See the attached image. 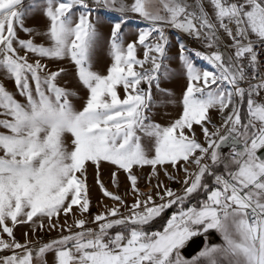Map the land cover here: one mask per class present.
Returning <instances> with one entry per match:
<instances>
[{
    "label": "snow or ice",
    "instance_id": "snow-or-ice-1",
    "mask_svg": "<svg viewBox=\"0 0 264 264\" xmlns=\"http://www.w3.org/2000/svg\"><path fill=\"white\" fill-rule=\"evenodd\" d=\"M92 4L96 7L89 0H0V73L14 82L22 98L0 83V252L11 253L0 256V264H264V0ZM101 7L119 14L111 26L106 74L93 70L99 37L91 17ZM37 11L46 20L41 32L24 23ZM129 14L146 26L125 45L121 29ZM165 27L215 50L193 51L179 43L187 81L182 111L161 125L148 113L153 85L167 93L160 87L168 74ZM17 29L45 42L21 39ZM220 32L231 40L223 48ZM190 54L211 70L198 67ZM45 59L74 66V76L87 92L80 109L70 99L76 93L57 83L66 70H49L41 62ZM211 109H218L219 125L213 123ZM194 125L200 126L203 143ZM102 162L127 174L131 205L104 187ZM89 163L97 169L96 183L104 196L116 202L92 217L96 227H88L83 218L90 209ZM145 165L152 169L149 184L157 178L159 203L151 187L144 192L137 187L133 168ZM165 165L183 171L179 191L159 180L158 166L169 180L178 179ZM112 183L118 186L117 172ZM74 206L80 217L74 225H60L61 213L71 214ZM169 211L162 230H151ZM45 219L50 230L60 229L57 238L38 241V247L27 233L24 243L15 239L16 225L31 224L35 232L44 229ZM213 232L220 243L211 242ZM198 240L202 246L185 258L184 250ZM49 253L51 262L45 258Z\"/></svg>",
    "mask_w": 264,
    "mask_h": 264
},
{
    "label": "rangeland",
    "instance_id": "rangeland-1",
    "mask_svg": "<svg viewBox=\"0 0 264 264\" xmlns=\"http://www.w3.org/2000/svg\"><path fill=\"white\" fill-rule=\"evenodd\" d=\"M191 3L192 0H189ZM90 6L95 8L96 6L92 4V0H89ZM118 13H111L107 10L100 8L99 11H93L92 13V22L96 24L97 27V33H98V43L93 55V70L100 72L101 74H106L107 67L111 63V58L108 54L109 52V45L108 42L110 40L111 35V26L114 22V19L116 16H118ZM25 27H29L34 29V32H41L45 29L46 20L42 16L40 12H36L32 15H30L28 18L25 19ZM146 25L140 21L134 14H129L128 21L122 25V36H123V42L126 45L129 42H132L136 40L138 29L145 27ZM18 36L21 39H29L32 38L34 42L41 43L45 42L44 38L39 35L33 34L31 37L29 34H26L19 29ZM165 33L168 35L170 43L167 47L166 55L169 57L165 61V64L168 68V74L167 76L161 77L160 87L161 89H166L167 93L165 92H159L157 91L155 85H153L152 88V94H153V106L151 107L148 115L150 116L152 122L159 123L161 125H168L171 121L178 118L182 111V106L180 104L183 91L186 88V75L184 72L183 64L179 59V43L183 42L186 47L189 50L193 51H203V52H211L214 51L215 48L208 49L205 47V43L203 40H197L194 37H190L186 35L183 32H180L178 30L165 27ZM221 38L218 41L220 44H228L227 41H231L229 38H225L222 35H220ZM156 37H153L152 39L155 40ZM225 39H227L225 41ZM225 42H224V41ZM20 54L23 55V50H20ZM137 54L140 58L143 56V49L138 47ZM195 62V64L200 68H206L205 64H207L206 61H203L201 59L195 58L194 56H191ZM30 62L34 59L31 54H29ZM44 64H47L49 70H57L59 68H64L66 70V74L62 75L58 78L57 83L60 86L66 87L70 90H73L76 95L71 97L74 106L77 109H80L86 98H87V92L83 87L78 83L74 76V66L71 64L68 60H42L41 61ZM210 66V65H208ZM211 70V67L208 68ZM163 71V70H162ZM0 83H3L4 86L11 92H13L16 95L17 99H22L19 97V94L16 92L14 82L7 77H5L2 73H0ZM144 88H147V85H142ZM118 92L123 98L124 92L123 88L119 87ZM170 93V95H169ZM218 118V117H217ZM218 124L222 122L221 117L218 118ZM211 125V124H209ZM209 125H207L209 127ZM194 128V127H193ZM211 128V127H210ZM209 128V129H210ZM213 130V128L210 129V131ZM2 131V129H0ZM194 131L196 132L195 128ZM201 139L203 140V135L201 136ZM145 143H147V140H145ZM183 163V162H182ZM181 163V164H182ZM168 172L178 177L177 180H169L167 176L164 174L163 168H159L158 166V174H159V180L163 182V184L167 187L172 188L173 190L179 191L182 185L183 176L184 173L180 168H172L171 165H165ZM190 168H194V165H189ZM117 172V181L118 186H114L112 183V173ZM152 172L151 166L145 165L143 167H134L133 173L138 177L137 180V187L141 192L147 191L150 187L152 188V194L154 198L156 199L157 203H159V199L155 197L156 192V184H157V178L152 177L151 178V185L149 184V176ZM97 178V169L94 165L91 163L87 166V184H88V196L90 199V209L87 213L84 214L83 218L88 221L87 226L88 227H96L92 223V217L105 210L106 207H112L116 202L113 201L111 198L104 196L103 192L101 191L99 185L96 183ZM99 178L101 182L103 183L104 187L109 191L116 195L121 196L125 203L127 205H131L133 203L134 197L131 193V184L127 179V174L124 173L122 170L117 171L116 167L114 165H111L107 162H102L99 167ZM121 212L125 211L124 207H121ZM80 213L78 209L74 206L73 212L67 216H65L63 213L59 216V223L60 225H64L65 221H67L68 225H74V219L79 218ZM56 221V218H53V222ZM9 226L11 225V222L9 221ZM40 221L37 220L36 224L39 225ZM44 229L41 230L39 227H37V230L35 232L32 231V225L28 223H22L18 224L13 228V233L15 236V239L19 241L20 243H24L25 241V233H27V239L35 244V246H39L36 242H47L50 239H55L60 235V229L57 228L55 230H50L48 228V222L45 219L44 220ZM75 230V229H74ZM67 234V233H65ZM4 235V239H8L6 234ZM10 251H2L0 252V256L4 255H10ZM48 261L51 262L53 259V254L49 253L45 257ZM190 259V258H189Z\"/></svg>",
    "mask_w": 264,
    "mask_h": 264
},
{
    "label": "crops",
    "instance_id": "crops-1",
    "mask_svg": "<svg viewBox=\"0 0 264 264\" xmlns=\"http://www.w3.org/2000/svg\"><path fill=\"white\" fill-rule=\"evenodd\" d=\"M222 34H223V36H224L225 38L228 39V37H227L223 32H220V33H219V35H222ZM220 37H221V36H220ZM227 39H225V41H226ZM223 41H224V40H223ZM225 41H224V42H225ZM227 42H230V41H227ZM218 44H219V43H218ZM205 66H206V68L211 67V66H208V64H205ZM244 107L246 108V105H245ZM209 115L211 116L213 123L219 125L217 120H218L219 117H221V115H220L218 109H211L210 112H209ZM217 117H218V118H217ZM193 127H194L195 130H196L195 133H196L197 138L200 140L201 143H203V140L201 139L202 132H201L200 126H198V125H194ZM210 127L212 128V125H209V128H210ZM211 128H210V129H211ZM181 163H182V162H181ZM170 215H171V214H170ZM170 215H169V216H170ZM165 222H166V221H165ZM160 230H162V229H160ZM210 239H211V242H212V243H220V242H221L219 235H218L217 233H215V232H213V233L211 234Z\"/></svg>",
    "mask_w": 264,
    "mask_h": 264
},
{
    "label": "water",
    "instance_id": "water-1",
    "mask_svg": "<svg viewBox=\"0 0 264 264\" xmlns=\"http://www.w3.org/2000/svg\"><path fill=\"white\" fill-rule=\"evenodd\" d=\"M227 149H228L227 147L223 149L224 153ZM198 245L202 246V242L200 240H198L196 244H193L187 249H185L183 253L185 255V258H190L192 255H194L199 250Z\"/></svg>",
    "mask_w": 264,
    "mask_h": 264
},
{
    "label": "trees",
    "instance_id": "trees-1",
    "mask_svg": "<svg viewBox=\"0 0 264 264\" xmlns=\"http://www.w3.org/2000/svg\"><path fill=\"white\" fill-rule=\"evenodd\" d=\"M243 107H244V106H243ZM174 210H175V209H173V211H174ZM170 214H171L170 211H169V212H166V213L164 214V219H163V220L157 219V220L155 221V223L152 225L151 230H160V229H162V225H163V223L166 221L167 217H168Z\"/></svg>",
    "mask_w": 264,
    "mask_h": 264
},
{
    "label": "built area",
    "instance_id": "built-area-1",
    "mask_svg": "<svg viewBox=\"0 0 264 264\" xmlns=\"http://www.w3.org/2000/svg\"><path fill=\"white\" fill-rule=\"evenodd\" d=\"M230 43H231V41L228 42V44H230ZM228 44H223V46L228 45ZM261 59L264 60V57H261ZM242 86H245V87H246L247 85H246V84H243ZM229 150H230V149H229ZM229 150H228V151H229Z\"/></svg>",
    "mask_w": 264,
    "mask_h": 264
}]
</instances>
